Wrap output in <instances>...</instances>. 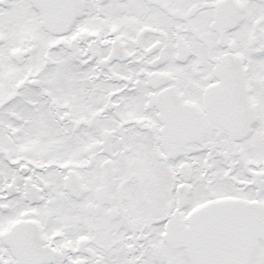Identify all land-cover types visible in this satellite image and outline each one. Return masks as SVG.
Listing matches in <instances>:
<instances>
[{
	"label": "snow or ice",
	"instance_id": "obj_1",
	"mask_svg": "<svg viewBox=\"0 0 264 264\" xmlns=\"http://www.w3.org/2000/svg\"><path fill=\"white\" fill-rule=\"evenodd\" d=\"M0 264H264V0H0Z\"/></svg>",
	"mask_w": 264,
	"mask_h": 264
}]
</instances>
